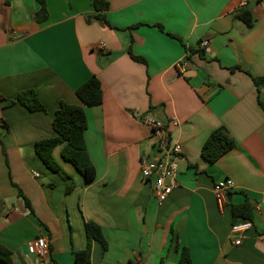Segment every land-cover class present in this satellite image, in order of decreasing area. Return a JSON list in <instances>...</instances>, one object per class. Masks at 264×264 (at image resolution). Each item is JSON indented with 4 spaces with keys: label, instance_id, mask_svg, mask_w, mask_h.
Wrapping results in <instances>:
<instances>
[{
    "label": "crops",
    "instance_id": "crops-1",
    "mask_svg": "<svg viewBox=\"0 0 264 264\" xmlns=\"http://www.w3.org/2000/svg\"><path fill=\"white\" fill-rule=\"evenodd\" d=\"M44 1L47 17L37 22V0H0V244L13 262L74 264L73 251L88 241L84 220H92L107 249L90 239V264H179L176 243L190 264H264V81H254L264 76V0L243 6L251 25L237 15L239 0H107L112 26L87 19L96 13L92 0ZM203 37L209 52L199 46ZM92 74L102 101L84 106V140L95 176L84 181L61 158L63 144L55 146L74 184L65 193L34 143L55 134L60 102L82 104L75 89ZM27 88L46 110L8 100ZM135 110L165 122L182 148L178 184L161 202L139 169L158 157L157 138ZM220 128L234 145L208 162L201 147ZM224 178L233 188L220 206L212 185ZM245 198L259 209L236 246L230 206ZM37 237L47 242L46 257L27 250Z\"/></svg>",
    "mask_w": 264,
    "mask_h": 264
},
{
    "label": "trees",
    "instance_id": "trees-1",
    "mask_svg": "<svg viewBox=\"0 0 264 264\" xmlns=\"http://www.w3.org/2000/svg\"><path fill=\"white\" fill-rule=\"evenodd\" d=\"M37 2L39 7L35 12L34 18L37 22H40L46 19L47 10L44 0H37ZM91 4L96 13L87 19H97L112 26L105 18V11L108 9V1L92 0ZM237 15L246 24H252L253 20L251 12L248 8H241ZM158 26L160 29H163L161 25ZM170 35L175 36L171 33ZM128 52L133 59L143 60L141 57L133 55L130 47ZM254 81L258 84L264 81V76L254 77ZM75 94L82 104L60 102L51 121L55 134L51 137L40 139L34 143V151L44 166L59 174L66 182L65 193L71 191L74 184L71 176L67 174L61 165L54 159L52 150L55 146L63 144L60 150L61 158L71 163L83 177L84 181L88 182L94 178V165L89 158L84 140V131L87 126L84 106H94L101 103L102 86L100 80L96 75L92 74L75 89ZM0 99L4 100L6 98L0 97ZM8 100L12 103H20L29 111L46 110L45 105L39 100L35 90L31 88L20 90L13 98ZM3 123L2 126L7 130V124L5 122ZM1 133L2 132H0V136ZM233 145V140L222 128L216 129L211 132L204 141L201 147V155L206 161L214 162L225 152L230 150ZM23 197L26 205H29L27 198H25V196ZM230 207L232 220L238 218L253 220L254 211L249 199L245 198L240 203L231 204ZM84 228L88 241L84 248L73 251L74 264H90V239L98 241L103 252L107 249V242L102 235L100 226L96 222L92 220H84ZM176 248L179 251V264H190V257L187 248L185 246H179L177 243ZM0 264H15L12 259V252L2 244H0Z\"/></svg>",
    "mask_w": 264,
    "mask_h": 264
},
{
    "label": "built area",
    "instance_id": "built-area-1",
    "mask_svg": "<svg viewBox=\"0 0 264 264\" xmlns=\"http://www.w3.org/2000/svg\"><path fill=\"white\" fill-rule=\"evenodd\" d=\"M248 0H239L240 6H245ZM199 46L204 52H209V39L203 37ZM184 61L176 63V66L182 67ZM133 116L149 127L156 136L154 148L159 154L156 158H144L140 161V176L151 186V191L158 201H163L177 186V159L181 153V145L170 140L169 132L165 122L155 119L152 116H144L140 111H133ZM38 174L35 173V176ZM233 188V182L229 178L217 180L213 183L212 189L216 202L223 206L227 203V192ZM259 206H253L254 213L258 211ZM253 226V220L238 218L230 224L229 238L233 245H240L244 239V233ZM27 250L31 254L39 257H46L48 254L47 242L44 237H37L27 242Z\"/></svg>",
    "mask_w": 264,
    "mask_h": 264
},
{
    "label": "water",
    "instance_id": "water-1",
    "mask_svg": "<svg viewBox=\"0 0 264 264\" xmlns=\"http://www.w3.org/2000/svg\"><path fill=\"white\" fill-rule=\"evenodd\" d=\"M226 196H227V199H228V198L230 197V193H229V192H227Z\"/></svg>",
    "mask_w": 264,
    "mask_h": 264
},
{
    "label": "rangeland",
    "instance_id": "rangeland-1",
    "mask_svg": "<svg viewBox=\"0 0 264 264\" xmlns=\"http://www.w3.org/2000/svg\"><path fill=\"white\" fill-rule=\"evenodd\" d=\"M62 167V166H61ZM63 170H64V168H63ZM64 171H66V170H64Z\"/></svg>",
    "mask_w": 264,
    "mask_h": 264
}]
</instances>
